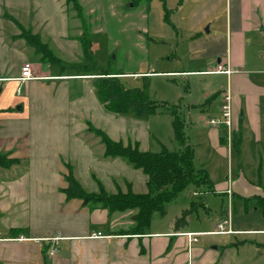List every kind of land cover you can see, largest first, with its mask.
<instances>
[{"label": "crops", "instance_id": "crops-1", "mask_svg": "<svg viewBox=\"0 0 264 264\" xmlns=\"http://www.w3.org/2000/svg\"><path fill=\"white\" fill-rule=\"evenodd\" d=\"M78 1L89 18L104 4V0ZM141 1H131L132 6ZM158 1L168 10V0ZM114 6L116 1L108 9ZM175 7L173 12L180 11V61L184 65L179 71L148 70L144 74L215 76L208 82L210 90L217 89L206 99L211 108L209 119L218 116L227 92L232 127L229 131L214 127L208 119L204 136L216 154L236 158L234 164L228 163L230 176L214 181L213 193H222L230 201L235 196L244 203L264 197L244 174L248 166L262 170L264 163V0H176ZM11 18L40 35L62 60L81 58L80 22L65 0H0V152L19 160L0 168V264H230L233 245L244 242H231L227 235L264 234V228L232 229L224 214L215 223L203 219L174 230L168 221L160 229L148 226L140 235L123 234L131 224L130 212L108 214L101 208L89 209L78 199L67 200L61 191L66 162L74 166L88 191L97 189L92 174L108 191L121 188L118 181L122 179L132 184L133 191L136 186L145 187L147 180L120 158L102 157L103 149L98 151L95 135L87 130L89 124L94 126L90 117L114 128L112 138L94 126L112 140L122 142L119 138L124 137L137 145L141 139L149 140L148 126L105 112L90 76L59 72L37 60ZM139 19L145 24H140V33L149 34V5L141 9ZM128 24L137 34V16H130ZM90 28L91 34L101 32L91 18ZM147 37L151 41L159 38L153 33ZM93 44L92 39V51ZM24 62L30 64L34 77L20 82ZM218 64L231 72H212ZM126 128L131 130L129 137ZM233 141H238L237 150ZM247 157L255 159L246 161ZM253 210L260 212L256 206ZM220 222L231 232H216ZM186 233L194 234L196 240H189ZM218 235L227 238L221 240ZM52 248L56 251L50 256Z\"/></svg>", "mask_w": 264, "mask_h": 264}, {"label": "rangeland", "instance_id": "rangeland-1", "mask_svg": "<svg viewBox=\"0 0 264 264\" xmlns=\"http://www.w3.org/2000/svg\"><path fill=\"white\" fill-rule=\"evenodd\" d=\"M115 1L117 6L109 10V3L115 4ZM122 1L124 2L123 6L121 5ZM131 1L104 0L101 11L90 14L92 22L101 26L100 33H92L94 58L102 69L111 72H121L122 74L118 75L125 87H143L146 81V92L151 100L167 102L170 108L173 106L177 109L178 114L185 119L184 130L187 142L192 146L195 153L194 166L196 168H206L213 186L214 181L224 179L227 174L230 176L231 170L228 168L229 172H227V166L228 163L229 165L234 164L236 158L232 155L227 159L216 154L208 145L204 136L207 129L206 121L211 115V108H209V103L206 102V99L214 91H217V89L210 90L208 82L215 76H188L183 78L180 77V74L176 76L157 73L144 74L148 70L160 72L179 71L182 69L184 63L180 61V11L177 13L173 12L176 8V0H168V10H165L158 0L152 2L143 0L136 7L132 6ZM148 5L152 13V19L148 25L149 34H145L139 31L141 29L140 24L143 27L145 25L142 24L139 17L141 9H145ZM126 10L127 12L125 13ZM130 16H137L138 18L137 34L129 27ZM90 18L87 17L89 25ZM91 30L92 28H90ZM152 33L159 37L158 40L151 41L147 37V35ZM143 76L146 77L144 78ZM215 98L218 101V98ZM115 116L133 118L129 115ZM89 120L94 126L102 128L110 137L115 138L116 133L112 126L106 123L100 124L102 125L100 126L97 124V120L93 121L91 117ZM138 121L141 122L142 120ZM170 121L171 115L167 111L157 113L143 121L148 126L150 137L147 142L144 139L140 140L139 149L152 152L159 151L161 146L169 150L179 149L180 145L174 139ZM130 131V128H126L128 137L130 136ZM88 133L92 135V132L89 131ZM94 138V142H97L98 151L101 148L103 149L99 138L97 136ZM119 139L122 140L123 144L128 142L124 137ZM130 143L133 142L130 141ZM245 159L246 161H251L255 158L247 157ZM74 173L82 184L75 169ZM5 174L11 175L7 172ZM244 174L247 178L254 181L255 190L259 191V195H264V163L262 170L257 171L255 167L248 166ZM118 182L123 188L124 183L121 180ZM135 189L137 192L145 191V187L136 186ZM253 201L255 200L250 199L244 203V201L235 196L230 201L222 193L215 194L212 191H207L204 187L198 188L193 184H188L174 199L165 204L164 214L161 215L157 212L152 214L149 228L153 230L160 229L168 221L174 223L175 218L180 215L183 209L190 208L188 222L198 224L199 220L202 221L204 219L206 222L215 223L224 214L227 217L229 216L228 221L230 220V228L232 229L264 228V218L261 217L258 210H253L254 206H256ZM192 206L194 207L192 208ZM124 212L132 214L133 211ZM117 213L114 212L113 214L117 215ZM122 227L125 228L126 223ZM186 227L185 225L182 229ZM215 237H219L218 239L221 240L228 237L231 242H244L233 245L230 250V264H264V244H258V242H264V234L239 233L227 235V237L226 235ZM202 238L207 240L213 237ZM244 239L250 241L246 242ZM261 250H263L262 254H260Z\"/></svg>", "mask_w": 264, "mask_h": 264}, {"label": "trees", "instance_id": "trees-1", "mask_svg": "<svg viewBox=\"0 0 264 264\" xmlns=\"http://www.w3.org/2000/svg\"><path fill=\"white\" fill-rule=\"evenodd\" d=\"M136 1L139 0H132L133 3ZM65 2L80 22L81 33L77 41L81 58L76 62H67L56 56L40 35L31 32L11 18L19 30L18 36L33 48L37 60L48 63L57 68L59 72L67 71L70 75L90 76L95 95L107 113L129 115L142 121L164 111L171 115L170 124L173 136L180 145L177 150H169L161 146L157 152L142 151L136 142L123 144L121 141H114L102 129L88 125L87 130L97 136L103 145L102 157H118L129 167L140 170L146 175L147 180L143 192L133 191L132 184L126 179H122L125 189L116 186L115 191H108L95 174H92V178L97 189L88 191L75 176L74 166L70 162L64 163L65 186L61 191L67 200L78 199L83 206L89 209L101 208L108 214L133 211L130 215L131 224L122 233L140 235L149 226L152 214L155 212L164 214L165 204L174 199L188 184H193L198 188L204 187L212 192L213 186L206 170L194 166V150L187 142L184 119L178 114L177 109L173 106L170 108L167 102L151 100L146 92V81L143 87H125L118 75L120 72H111L98 66L92 51L90 25L82 6L78 0H65ZM233 147L237 150L238 141H233ZM18 162L17 158L10 157L8 153L0 152V168H8ZM255 201L256 207L264 217V197H257ZM190 211L191 208L180 212L174 220V230L188 223Z\"/></svg>", "mask_w": 264, "mask_h": 264}, {"label": "built area", "instance_id": "built-area-1", "mask_svg": "<svg viewBox=\"0 0 264 264\" xmlns=\"http://www.w3.org/2000/svg\"><path fill=\"white\" fill-rule=\"evenodd\" d=\"M212 72L229 74L231 72V70L226 66L218 64L216 66L215 70ZM33 77L34 76L32 75L30 64L28 62H24L21 66L20 76H19L18 80L21 82V81L31 79ZM209 124L214 126V127H224L228 131L231 129V127H232L231 106H230V98H229V95L227 92H225L222 96V101H221V104L219 106L218 116L210 118ZM216 232L230 233L231 230L229 228L225 227V222H221V223L217 224ZM95 235L100 236V233H97ZM185 235L189 238V240H193V241L196 240V238L194 237V234H192V233H186ZM55 251H56V249L52 248L49 251V255L52 256Z\"/></svg>", "mask_w": 264, "mask_h": 264}]
</instances>
